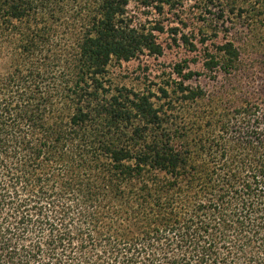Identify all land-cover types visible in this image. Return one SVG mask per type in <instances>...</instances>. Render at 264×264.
<instances>
[{"label": "trees", "instance_id": "trees-1", "mask_svg": "<svg viewBox=\"0 0 264 264\" xmlns=\"http://www.w3.org/2000/svg\"><path fill=\"white\" fill-rule=\"evenodd\" d=\"M262 31L264 0H0V264H264ZM173 45L199 71L113 82Z\"/></svg>", "mask_w": 264, "mask_h": 264}, {"label": "rangeland", "instance_id": "rangeland-1", "mask_svg": "<svg viewBox=\"0 0 264 264\" xmlns=\"http://www.w3.org/2000/svg\"><path fill=\"white\" fill-rule=\"evenodd\" d=\"M262 33L264 34V31H262ZM167 37L168 35H164L162 39H169ZM247 49L253 51L255 58L264 62V42L253 41L249 43ZM184 52L183 49H179L173 45V49H167L165 55L159 58L145 56L140 60H133L128 63H123L122 65L114 63L111 67L112 80L117 85H125L136 91L147 88H151L155 91L162 85L164 79H167L177 63L182 64L185 59L189 61V66H184L186 67L185 72L190 70L194 72L199 71V67L193 62V56L186 55ZM199 79L202 83H206L204 76ZM188 84H190V81Z\"/></svg>", "mask_w": 264, "mask_h": 264}]
</instances>
